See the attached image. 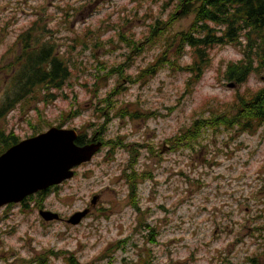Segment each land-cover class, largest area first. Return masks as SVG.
I'll list each match as a JSON object with an SVG mask.
<instances>
[{
    "label": "rangeland",
    "instance_id": "obj_1",
    "mask_svg": "<svg viewBox=\"0 0 264 264\" xmlns=\"http://www.w3.org/2000/svg\"><path fill=\"white\" fill-rule=\"evenodd\" d=\"M167 1L0 0V82L7 75L3 68L10 61L6 60L9 47L36 12L49 14L52 26L64 18L65 11L71 14L66 18L69 23L59 21V40L80 36L89 45L92 39L101 43L86 51L78 47L69 55L60 42V52L72 61L69 83L51 104L40 97L24 110L19 106L0 120V131H14L26 140L42 128L48 133L47 120L52 128L64 122L62 128L81 134L89 129L92 136L89 122L96 120L84 85L94 84L102 63L122 62L127 48L120 33L134 34L138 40L155 18L167 19L173 9ZM192 22L193 17L185 18L176 29L187 30ZM12 52L16 54V45ZM158 54L156 48L147 51L127 74L135 76ZM210 57L202 81L190 88V73L168 68L137 84L124 82L126 91L116 97L117 107L130 104L132 111L150 118H115L104 134L107 141L119 135L129 144L158 145L195 120L222 112L238 92L262 86L259 74H253L246 85L229 83L224 77L227 65L244 57L240 47L215 48ZM190 61L189 55L183 58V64ZM115 82L116 77H109L100 84L108 90ZM76 107L82 115L64 120V113ZM153 113L158 114L156 119ZM39 123L44 126L36 127ZM198 145L199 139L194 145L197 151L164 150L154 158L143 151L134 169L147 172V179L139 180L134 197L128 195L124 175L132 169L129 155L121 148L113 153L102 148L76 169L73 179L48 196L42 210L58 214L61 220L43 219L34 202L0 208V264H37L29 262L41 257L47 258V264H70L66 252L81 264H109L110 259L100 261V256L125 240L131 247L112 251L113 264H123L125 259L127 264H241L253 257L264 264V127L242 136L208 131ZM85 209L90 210L79 223L69 222Z\"/></svg>",
    "mask_w": 264,
    "mask_h": 264
},
{
    "label": "trees",
    "instance_id": "obj_2",
    "mask_svg": "<svg viewBox=\"0 0 264 264\" xmlns=\"http://www.w3.org/2000/svg\"><path fill=\"white\" fill-rule=\"evenodd\" d=\"M171 4L173 9L167 19L155 18L147 32L138 40L134 34L130 36L120 33V39L127 48L122 62L112 66L102 63L101 65L104 66H100L102 71H96L97 79H94V84L84 85L92 101L93 112H91L96 121L91 124L89 122V128L93 130L92 136H88L89 129H85L82 134L80 130H77L80 135L76 144L85 146L95 142L102 143L103 150L109 151L107 153H113L118 148L126 151L130 159L128 168L132 166V169L124 171L130 197L137 195L139 180L147 179V172L139 173L134 169L143 151L150 154L152 158L162 156L164 150L171 154L186 149L193 152L198 139V147H201L200 140L205 132L221 134L226 131L242 136L249 133L256 134L264 127V0H169L166 2V5ZM70 15L68 11H65L64 18L60 20L69 23L66 18ZM35 16V19L18 36L14 44L17 47L16 54L12 52L14 45L8 49L7 55L10 57L6 60L10 61L3 68L7 75L0 82V120H5L19 106H22L24 110L31 101L40 97L46 105L57 99V92L65 88L72 76L70 68L72 61L60 52V42L67 48L69 55L78 47H81V51H86L90 45H101L98 40L93 42V39L89 45L84 37L80 36L75 38L68 36L59 40L56 30L60 20L52 26L49 22V14L36 12ZM189 17H193L189 29H176L181 20ZM228 46L240 47L244 57L227 65L224 74L226 80L229 83L246 85L253 74H259L262 81L261 87L254 90L247 89L244 93L238 92L232 103L226 104L222 112H214L210 117L195 120L189 128L181 130L174 137L167 138L158 145L143 142L129 144L125 141L126 138L119 135L107 141L104 134L115 118H150L142 111H132L130 104L124 106L122 102L119 104L123 108L117 107L116 97L126 91L124 82L137 84L142 79L155 77L160 71L168 68L190 73L187 82L190 88L202 81L210 67L211 50ZM153 48L159 49V54L153 62L135 76L127 74L135 61ZM187 55L191 56V61L183 64V58ZM101 72L105 74L101 75ZM109 77H116V82L113 88L105 90L106 87H103L100 82ZM82 113L83 111L76 107L64 113V120L74 119ZM151 117L156 119L158 114L153 113ZM44 123L49 129L53 126L47 120ZM63 123L59 125L60 128L63 127ZM38 126L44 125L39 123L36 127ZM220 128L224 131H220ZM42 130L43 128L37 134L44 133ZM21 141V137L14 131H0V156ZM50 194L48 190L41 191L29 196L25 202H34L42 210ZM8 206L11 207L13 204ZM154 231L156 232L155 229ZM152 237L154 238V234H151ZM128 247H131L128 240L119 241L100 256V261L110 259L109 264H113L112 251H123ZM61 254L63 252L57 256ZM66 254L70 255L66 259L70 264H81L72 253L66 252ZM125 261L126 259L123 264H127ZM33 262L47 264V258H37L29 263ZM241 264L260 263L253 257L249 262Z\"/></svg>",
    "mask_w": 264,
    "mask_h": 264
},
{
    "label": "water",
    "instance_id": "obj_3",
    "mask_svg": "<svg viewBox=\"0 0 264 264\" xmlns=\"http://www.w3.org/2000/svg\"><path fill=\"white\" fill-rule=\"evenodd\" d=\"M78 137L75 129L54 127L48 133L23 140L2 154L0 208L22 203L31 195L73 178V169L91 161L103 146L102 143L78 146ZM87 214V210L78 213L69 222L77 224ZM40 215L45 220H49V216L60 220L58 214L49 211L42 210Z\"/></svg>",
    "mask_w": 264,
    "mask_h": 264
},
{
    "label": "flooded vegetation",
    "instance_id": "obj_4",
    "mask_svg": "<svg viewBox=\"0 0 264 264\" xmlns=\"http://www.w3.org/2000/svg\"><path fill=\"white\" fill-rule=\"evenodd\" d=\"M60 187V186H59ZM59 187H53V188H50V191H54V190H56L57 188H59Z\"/></svg>",
    "mask_w": 264,
    "mask_h": 264
}]
</instances>
